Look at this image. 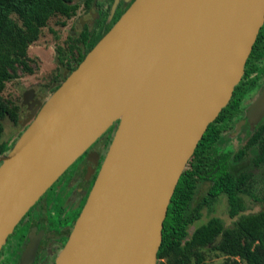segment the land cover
<instances>
[{
  "label": "water",
  "instance_id": "water-1",
  "mask_svg": "<svg viewBox=\"0 0 264 264\" xmlns=\"http://www.w3.org/2000/svg\"><path fill=\"white\" fill-rule=\"evenodd\" d=\"M263 23L264 0H133L37 101L0 155V250L40 197L116 123L54 264H157L178 180L230 101ZM263 117L264 85L235 131L246 120L253 130ZM38 243L32 232L18 264H32Z\"/></svg>",
  "mask_w": 264,
  "mask_h": 264
},
{
  "label": "trees",
  "instance_id": "trees-1",
  "mask_svg": "<svg viewBox=\"0 0 264 264\" xmlns=\"http://www.w3.org/2000/svg\"><path fill=\"white\" fill-rule=\"evenodd\" d=\"M93 1L83 0V5L89 7ZM78 8L79 3L75 0H0V140L4 131L2 121L8 118L17 123L21 110L20 104L3 96L6 83L17 78L20 71L34 72L28 47L38 39L48 19L55 14L69 18ZM104 21L105 16L97 31L90 32L86 26L78 34L68 52L72 55L74 50L76 54L66 59L61 81L110 29V24L106 25ZM58 58L59 64H63L64 60L59 54ZM252 86L248 84L245 89ZM241 87L242 83L235 86L228 104L208 125L178 180L163 222L157 264H191L193 259L196 264H201L205 259L202 247L239 257L245 264H264V209L241 213L246 208L242 194L249 173L237 168L244 160H250L255 165L264 163V117L253 130L247 132L246 142L236 152L223 148L229 140L226 134L242 116L243 104L239 103L238 98L245 90L240 91ZM115 126L116 123L111 129L114 130ZM14 142L1 141L0 155L9 151ZM204 181L209 182V187L194 204L199 184ZM220 195L227 199L229 216H237L233 224L226 227L219 217L212 216L189 233L188 227L201 218V209ZM260 199L264 202V192Z\"/></svg>",
  "mask_w": 264,
  "mask_h": 264
},
{
  "label": "flooded vegetation",
  "instance_id": "flooded-vegetation-1",
  "mask_svg": "<svg viewBox=\"0 0 264 264\" xmlns=\"http://www.w3.org/2000/svg\"><path fill=\"white\" fill-rule=\"evenodd\" d=\"M132 1L133 0H94L89 7L83 5L85 11L90 15L89 19L86 20L88 30L92 31L95 28H99L103 16H105L104 24H110L111 27L129 7ZM82 21L83 19L80 18V22ZM91 24L94 25L89 29ZM240 83L243 85L240 91L245 90L243 95L238 98L239 103L243 104V112L242 116L232 128L233 131L236 130L237 123L245 118L247 106L254 100L259 93L260 88L264 85V23L258 32L251 52L247 58L244 73L238 84ZM248 84H253L252 88L245 89ZM254 89H256V92L252 95L251 91ZM27 93L31 94L32 92L30 93L28 90ZM33 95L34 97H32L26 104L28 105L27 108H24V110L21 109L22 115L19 116L17 122L20 125H24V128L27 125L26 121L29 118V115H31L32 110L37 106V101L45 100L44 94L42 93L34 92ZM112 127L113 125L94 141L90 147L68 167V169H66L61 175L66 176L63 180L60 179V176L57 179L58 181H56L55 184L53 183L49 188L50 192L53 194V198H51L50 201H54V197L59 196L58 201H46L43 203V200H41L42 197H40V199L16 225L0 250V256L6 249L12 250L8 257L9 264L19 263L21 254L26 247L29 236L32 232L34 235L39 236L38 248L32 264H54L56 255L63 247L71 231L75 221L73 217L82 209L88 193L95 181L116 128L115 126L114 130H112ZM239 131H250V122L246 120L242 123ZM13 137L16 139L18 134L17 136L13 135ZM54 203H56V205L61 203L64 207L65 213L58 215L56 218L54 215L50 218L46 214L45 209H48L51 205H55ZM11 237L12 243L11 240L9 241Z\"/></svg>",
  "mask_w": 264,
  "mask_h": 264
},
{
  "label": "rangeland",
  "instance_id": "rangeland-1",
  "mask_svg": "<svg viewBox=\"0 0 264 264\" xmlns=\"http://www.w3.org/2000/svg\"><path fill=\"white\" fill-rule=\"evenodd\" d=\"M75 1L79 3V8L73 16L69 18L60 14L51 16L46 25L41 28L38 39L29 45L28 55L34 72L23 73L20 71L17 78L7 82L2 92L6 99L21 105L23 95L28 92V90H33L35 93H42L44 94V98H46L49 93L53 91V84L55 86V84L60 83L63 78V73L65 72L66 59H71V57L76 54L74 50L72 55L68 52L74 44L78 34L85 29L86 20H88L90 16L87 11H85V8H83V0ZM13 17L16 18L14 14ZM80 18L83 19L82 22H80ZM93 25L94 24H91L89 29H91ZM97 30L98 28H95L90 32H95ZM58 54L63 58V64H59ZM255 92L256 89L252 90L251 94L253 95ZM20 115H22L21 110ZM2 122L4 131L0 142H9L13 138V135H19L24 128V125L13 123L8 118H5ZM232 131L233 129H230L226 134L229 140L225 143L223 148L231 149L236 152L246 142L248 134L244 131ZM237 168H239V170L243 168L249 173V180L245 185V192L242 194L246 208L241 213H251L264 209V202L260 199L264 192V163L255 165L250 160H244L237 165ZM65 177V175L61 176L60 179L63 180ZM208 187V181L199 184L194 204L202 198ZM41 197V200H43L42 202L45 203L53 198V194L49 189ZM58 197L59 196L54 197V201L50 202H57ZM54 204L55 205H51L48 209H45L46 214L50 218H52L53 215L56 218L58 215L65 213L61 203L58 205H56V203ZM212 216L219 217L226 227L231 226L237 218V216L234 218L229 216L227 199L225 196L220 195L215 198V200L211 201L209 206H204L201 209V218L188 227V232L191 233L196 226L205 223ZM10 240L12 243V237L9 241ZM201 250L205 254V259L201 264H245V261L239 257H230L208 247H202ZM11 252V249H6L1 253L0 264H9L8 257ZM162 260L166 261V259ZM191 264H196L194 259Z\"/></svg>",
  "mask_w": 264,
  "mask_h": 264
},
{
  "label": "crops",
  "instance_id": "crops-1",
  "mask_svg": "<svg viewBox=\"0 0 264 264\" xmlns=\"http://www.w3.org/2000/svg\"><path fill=\"white\" fill-rule=\"evenodd\" d=\"M15 141L14 137L7 143H13Z\"/></svg>",
  "mask_w": 264,
  "mask_h": 264
}]
</instances>
